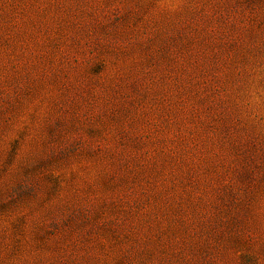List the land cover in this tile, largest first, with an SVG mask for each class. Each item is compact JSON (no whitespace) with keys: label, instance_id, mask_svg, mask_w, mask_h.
I'll return each mask as SVG.
<instances>
[{"label":"rangeland","instance_id":"rangeland-1","mask_svg":"<svg viewBox=\"0 0 264 264\" xmlns=\"http://www.w3.org/2000/svg\"><path fill=\"white\" fill-rule=\"evenodd\" d=\"M0 264H264V0H0Z\"/></svg>","mask_w":264,"mask_h":264}]
</instances>
